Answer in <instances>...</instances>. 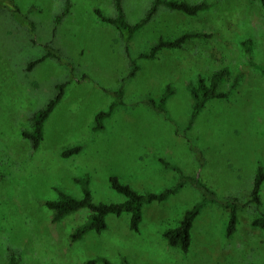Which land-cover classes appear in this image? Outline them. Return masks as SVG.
<instances>
[{
	"label": "rangeland",
	"instance_id": "obj_1",
	"mask_svg": "<svg viewBox=\"0 0 264 264\" xmlns=\"http://www.w3.org/2000/svg\"><path fill=\"white\" fill-rule=\"evenodd\" d=\"M171 1L208 8L189 16L159 6L125 42L95 13L114 17L112 0H69L57 23L65 0H0V264L11 257L16 264H264V229L252 225L264 215V181L260 204L248 203L258 168L264 173V13L257 0ZM121 2L133 25L152 0ZM185 33L200 37L154 59L139 57L159 39ZM49 50L55 58L27 70ZM132 61L138 69L129 77ZM223 69L228 75L218 92L226 98L210 99L188 126L189 86ZM66 82L33 149L22 132ZM167 86L172 93L158 112L149 102ZM112 102L119 103L94 130L95 115ZM76 147L78 153L62 155ZM180 175L198 180L215 199L194 219L186 253L170 247L163 233L202 199L190 182L163 202L143 205L137 232L129 213L111 214L104 231L76 242L70 235L88 211L52 222L45 205L59 192L80 198L78 178L89 180L94 203H120L112 177L145 194L173 187ZM230 199L238 201L237 223L227 236L230 213L222 204Z\"/></svg>",
	"mask_w": 264,
	"mask_h": 264
},
{
	"label": "trees",
	"instance_id": "obj_2",
	"mask_svg": "<svg viewBox=\"0 0 264 264\" xmlns=\"http://www.w3.org/2000/svg\"><path fill=\"white\" fill-rule=\"evenodd\" d=\"M257 1L261 6L262 12L264 13V0ZM112 4L116 14L114 17L103 16L99 10H95V13L102 22L112 25L119 32L120 36L125 40V42L130 41L132 35L154 15L159 6H165L170 10H176L189 16H194L198 14V12L208 8V5L205 3L189 4L186 2H178L171 0H152L151 6L146 12L145 18L142 19L140 22L131 25L127 23L124 18L121 0H112ZM69 6V0H65L63 11L60 13V15L56 17V23L59 22L63 16L68 14ZM198 37H200V34L185 33L173 40L159 39L153 46L150 47L147 52L140 54L139 57L143 59H154L162 49H180L188 40ZM246 44H250V42H246L245 45ZM47 57L55 58L56 56L53 54L52 51L49 50L40 59L30 62L27 65V70L32 69L36 64H38ZM137 69L138 66L135 64V62L132 61L131 70L128 76H134ZM261 71L264 72V70ZM227 75L228 70L223 69L214 72L209 77V79H203L202 77H200L198 78L197 83L194 86H189L188 89L192 99V108L188 126L192 125L196 116L205 107V104L210 99L226 98L227 93L218 92V85L220 82L223 81L224 77H226ZM237 80L238 79H236L233 86L236 84ZM66 86L67 82L55 86L56 94L54 95V97L47 103V105L43 109L37 111L31 117V129L29 131L22 132V136L30 142V145L33 149H37L41 141L43 140L44 123L50 113L55 108V106L63 97ZM121 93L122 91L119 90L117 92V97L120 96ZM171 93V89L167 86L165 88L164 93L160 96L157 102L150 101L149 105L156 111L163 112L165 103ZM118 103L119 102H112L109 105L107 111H101L95 115V124L93 127L94 130L102 128L103 120L106 117L110 116V114L118 105ZM79 151L80 147H76L63 152L62 155L64 157H67L72 154L78 153ZM163 164H165V166L168 168L175 169L174 167L170 166L165 162H163ZM263 181L264 173L261 167H259L253 180V186L249 194L248 203H254L256 205L260 204L259 192ZM75 182L79 185L82 193V196L80 198H75L70 194L59 192L57 200L48 201L45 203L47 208L53 212L52 222H58L63 217L75 213L79 210L88 211L89 215L86 221L71 233V242L81 240L89 232H95L96 234H100L106 229V216L111 214L115 216H120L123 213H129V228L132 231L137 232L139 224L142 220L143 205L152 202H163L170 195L180 190L186 183L190 182L194 187L202 190V199L197 202L191 209L187 210L183 214V217L176 228L166 230L163 233V237L170 247L178 248L183 253H186L189 250L190 246V229L192 227L194 219L197 217L200 210L205 204L215 201L213 192L209 190L205 185L201 184L198 180H194L183 175H180L179 181L173 187L165 189L160 193L145 194H140L134 191L129 185L121 184L116 178L112 177L110 178L111 189H113L116 193L124 197V201L120 203H94L89 189V180L87 178H78L75 179ZM222 206L229 210L230 213L226 233L227 236H231L235 231L237 223L236 211L238 207V201L236 199H230L224 204H222ZM252 225L254 227L264 229V215H261L254 219L252 221ZM97 262H102L103 264H112L105 259H93L86 262V264H95ZM9 264H16L13 257L9 259ZM122 264L128 263L126 261H123Z\"/></svg>",
	"mask_w": 264,
	"mask_h": 264
}]
</instances>
